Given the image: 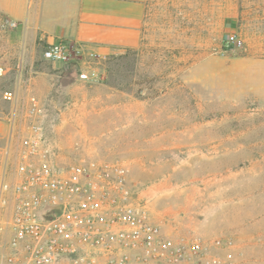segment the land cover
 <instances>
[{
	"label": "rangeland",
	"instance_id": "1",
	"mask_svg": "<svg viewBox=\"0 0 264 264\" xmlns=\"http://www.w3.org/2000/svg\"><path fill=\"white\" fill-rule=\"evenodd\" d=\"M145 1L142 44L106 59L104 83L70 91L74 73L54 69L65 91L47 96L46 133L67 162L124 164L166 234L230 236L233 264H264V0ZM16 29L0 11L2 64Z\"/></svg>",
	"mask_w": 264,
	"mask_h": 264
},
{
	"label": "built area",
	"instance_id": "2",
	"mask_svg": "<svg viewBox=\"0 0 264 264\" xmlns=\"http://www.w3.org/2000/svg\"><path fill=\"white\" fill-rule=\"evenodd\" d=\"M42 55L80 80L108 79L105 56L83 42L60 38ZM6 75L0 63V114L9 126L0 144V264H233L230 236L166 234L136 199L124 164L65 161L46 133L47 103L19 97L3 84Z\"/></svg>",
	"mask_w": 264,
	"mask_h": 264
},
{
	"label": "crops",
	"instance_id": "3",
	"mask_svg": "<svg viewBox=\"0 0 264 264\" xmlns=\"http://www.w3.org/2000/svg\"><path fill=\"white\" fill-rule=\"evenodd\" d=\"M0 11L8 20L18 22L16 32L20 34L19 49L8 54V64L4 63L9 85L19 97L39 93L45 103L52 92L65 91L60 83L63 69L54 70L64 65L43 58V48L48 43L60 38L83 42L102 53L106 64L112 54L142 44L147 16L145 0H0ZM31 49H40L45 68H34ZM17 55L21 73L15 71L12 62ZM27 59L32 63L26 68ZM74 79L70 91L84 84H99L80 80L76 75Z\"/></svg>",
	"mask_w": 264,
	"mask_h": 264
}]
</instances>
